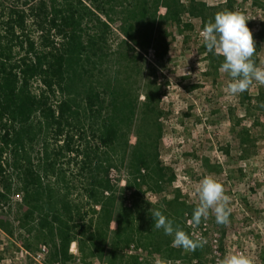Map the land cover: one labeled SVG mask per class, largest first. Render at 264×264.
Instances as JSON below:
<instances>
[{
	"label": "trees",
	"instance_id": "obj_1",
	"mask_svg": "<svg viewBox=\"0 0 264 264\" xmlns=\"http://www.w3.org/2000/svg\"><path fill=\"white\" fill-rule=\"evenodd\" d=\"M161 7L0 0V231L30 255L46 247L45 264H141L121 254L132 244L170 261L202 255L154 229L152 207L189 234V209L177 197H144L173 180L158 155L162 92L155 67L154 77L145 68L150 50L156 66L168 54V31L155 29ZM163 9L164 26L187 11L204 27L219 12L184 0ZM247 137L240 133L242 144Z\"/></svg>",
	"mask_w": 264,
	"mask_h": 264
},
{
	"label": "rangeland",
	"instance_id": "obj_2",
	"mask_svg": "<svg viewBox=\"0 0 264 264\" xmlns=\"http://www.w3.org/2000/svg\"><path fill=\"white\" fill-rule=\"evenodd\" d=\"M165 2L162 0L155 29L156 33L168 31V54L162 65L156 66L150 50L145 55V68L150 72L151 65L155 67V75L148 74L156 77L162 92L158 155L173 180L161 195L144 190V197L151 203L177 197L178 203L189 209L183 219L189 234L193 230L207 241L199 259L180 264H217L229 252H243L254 264H264V85L254 82L243 93L227 95L224 88L231 78L219 71L224 58L207 52L200 37L201 21L186 11L179 24L164 26ZM189 2L244 14L256 47L252 59L258 66L264 65V0H184L185 5ZM242 131L248 135L245 144L240 139ZM134 141L131 135L129 144ZM207 175L221 182L230 197L228 223L218 224L210 213L207 220L188 227L186 223L198 204L195 186ZM127 249L121 250L125 257L129 256ZM147 251L141 264H155L158 255ZM34 257L0 231V264H33ZM91 263L105 264V260Z\"/></svg>",
	"mask_w": 264,
	"mask_h": 264
},
{
	"label": "clouds",
	"instance_id": "obj_3",
	"mask_svg": "<svg viewBox=\"0 0 264 264\" xmlns=\"http://www.w3.org/2000/svg\"><path fill=\"white\" fill-rule=\"evenodd\" d=\"M247 18L239 11L222 10L210 19L200 37L209 53L222 56L223 63L219 68L231 78L224 88L227 95L235 96L247 91L254 82L264 85V65H257L252 59L256 52L253 34L247 26ZM199 67V65H198ZM164 97L163 100L167 99ZM198 197L189 224L199 225L201 220H207L209 214L215 215L218 224H227L231 213L230 197L225 194L224 186L213 175L203 177L195 186ZM154 219V229H163L164 234L173 237L172 246L185 251H195L207 243L202 238L190 237L181 227L159 209L151 208ZM155 264H173L172 261L158 256ZM175 264H180L176 261ZM217 264H254L253 259L243 252H229L217 261Z\"/></svg>",
	"mask_w": 264,
	"mask_h": 264
},
{
	"label": "built area",
	"instance_id": "obj_4",
	"mask_svg": "<svg viewBox=\"0 0 264 264\" xmlns=\"http://www.w3.org/2000/svg\"><path fill=\"white\" fill-rule=\"evenodd\" d=\"M186 224L188 227H191V226H192V228L194 227L192 224H189L188 221ZM203 230H205V229H203ZM190 236H192L193 238H201V235L199 237V235L195 234L193 230L190 231ZM46 252H47L46 247H44V246L40 247V251L33 258V264H43L41 262V260L42 261L44 260V256H45ZM69 252H70V254L77 256V249H76V246L74 243L71 244V246L69 248ZM126 253L129 256H133V257L138 258V263H143L147 257L148 251L146 249H142L141 247H137V246L132 244V245L128 246Z\"/></svg>",
	"mask_w": 264,
	"mask_h": 264
}]
</instances>
